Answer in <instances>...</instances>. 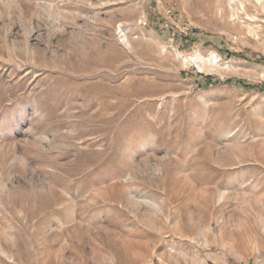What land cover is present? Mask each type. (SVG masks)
Returning a JSON list of instances; mask_svg holds the SVG:
<instances>
[{"label": "rangeland", "instance_id": "rangeland-1", "mask_svg": "<svg viewBox=\"0 0 264 264\" xmlns=\"http://www.w3.org/2000/svg\"><path fill=\"white\" fill-rule=\"evenodd\" d=\"M0 264H264V0H0Z\"/></svg>", "mask_w": 264, "mask_h": 264}, {"label": "trees", "instance_id": "trees-1", "mask_svg": "<svg viewBox=\"0 0 264 264\" xmlns=\"http://www.w3.org/2000/svg\"><path fill=\"white\" fill-rule=\"evenodd\" d=\"M205 81H206L205 85H211L212 84L211 79H206ZM223 84H225V85H236L237 87H242V88L246 87L247 89H249L248 88L249 86H243L244 84H242L241 82L235 83V82H233L231 80H226L225 82H223Z\"/></svg>", "mask_w": 264, "mask_h": 264}, {"label": "bare ground", "instance_id": "bare-ground-1", "mask_svg": "<svg viewBox=\"0 0 264 264\" xmlns=\"http://www.w3.org/2000/svg\"><path fill=\"white\" fill-rule=\"evenodd\" d=\"M231 2H233V0H231ZM240 7H241V9H242V4L240 5ZM236 11H234V13H235ZM236 15V14H235ZM232 18H234L235 16H234V14H232V16H231ZM235 19V18H234ZM213 59H215V60H217V56L214 54L213 55Z\"/></svg>", "mask_w": 264, "mask_h": 264}]
</instances>
